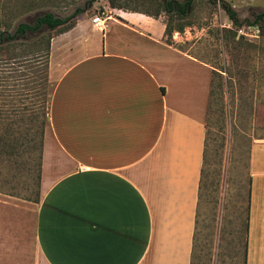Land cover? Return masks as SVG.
<instances>
[{"label":"crops","instance_id":"obj_1","mask_svg":"<svg viewBox=\"0 0 264 264\" xmlns=\"http://www.w3.org/2000/svg\"><path fill=\"white\" fill-rule=\"evenodd\" d=\"M113 11L52 40L40 200L0 195V264H192L216 70L163 17ZM250 174L246 264H264V136Z\"/></svg>","mask_w":264,"mask_h":264},{"label":"rangeland","instance_id":"obj_2","mask_svg":"<svg viewBox=\"0 0 264 264\" xmlns=\"http://www.w3.org/2000/svg\"><path fill=\"white\" fill-rule=\"evenodd\" d=\"M111 1L124 10L157 14L162 3L188 0H0V26H13V33L18 24H32L47 13L65 19L83 8L91 17L103 13L112 17ZM229 9L241 27L235 26ZM262 12L264 0H193L183 18L176 13L160 16L174 31L175 47L209 63L218 73L206 120L208 139L192 264H245L250 151L254 138L264 136V20L256 22ZM179 28L183 32H177ZM243 28L250 34L260 30V38L240 34ZM60 30L29 34L22 39L23 46L8 47L0 56L4 59L0 74L7 77L2 82V100L19 110L10 114L13 121L8 120L14 124L10 131L14 137L25 134L21 120L34 114L25 109L34 110L48 99L50 112L55 89L48 77L50 60L49 56L38 59L36 53ZM8 158L0 163V195L37 203L41 193L38 151Z\"/></svg>","mask_w":264,"mask_h":264},{"label":"trees","instance_id":"obj_3","mask_svg":"<svg viewBox=\"0 0 264 264\" xmlns=\"http://www.w3.org/2000/svg\"><path fill=\"white\" fill-rule=\"evenodd\" d=\"M192 3L193 0H188L184 4H181L180 2L177 1H168L167 3H162L160 5L161 8L157 14H149L148 12L147 13L144 12V14L149 15L151 17L159 18L163 13L168 16H172L174 13H176L179 17L183 18L187 13L188 8L192 6ZM111 5L114 9H122L114 6L112 1H111ZM86 12H88V8L78 9L72 16L65 19L55 17L52 13H47L45 15L37 17L34 23L32 24L29 23L18 24L16 27H14L13 33H11L10 31L13 28V26H8L5 29H3L0 26V56L8 47L17 48L19 46H23L25 42H22V39H25L26 36H28L29 34H41L43 33V31H45V29L56 30V31L58 29H61L60 32H58L57 34V35H61L64 34L65 32L72 30L77 24L78 17ZM228 13L232 18V20L234 21L235 26L241 27L242 24H240L238 18L236 17L235 12L229 9ZM262 20H264V12H262L257 16L256 22L258 23ZM246 23H248L249 26H253L257 24V23L253 24L250 22H246ZM183 30H184L183 28H179L177 32H183ZM173 32L174 31L171 30L170 26L167 25L166 40L167 43L170 45H173V41H172ZM55 36H52L50 39L47 40L48 42L46 47L39 48V50L36 53L37 54L36 56L39 57L38 59H41L43 56L44 57L49 56V60H50L51 41L54 39ZM3 62L4 59L0 58V64ZM217 74L218 73L215 72V75ZM5 78L7 79V77H3L0 74V163L4 161L7 157H9L8 159H12L13 157H16L17 159L20 157V154L22 153H27V152L35 153L38 151L39 168L37 173V180L40 189L41 181H42L43 146H44L46 131L49 126L50 112L48 113V107H47L48 99L45 100L42 106L38 108H34V110H31L30 108L25 109L26 112L34 111V114H31L29 118H23L21 120L23 123L26 124L25 126H23V129L25 130L24 131L25 134H22L21 137H14L15 133H10L14 124L9 123L8 120L13 121L10 118V114H16L18 113L19 110L15 106H13V104L2 100V98L5 96L4 95L5 89L2 90V82ZM212 95H213V86L211 89V98ZM210 104H211V99H210ZM210 104H209V110H210ZM29 123L33 125V128L28 126L30 125ZM3 131H7L6 134L2 133ZM207 139H208V133H207ZM203 174H204V168L202 172L201 183L203 181ZM40 195L41 193L39 192L38 194L39 198L38 200H36V202H39ZM250 198H251V180H250L248 208H247V235L249 233ZM246 263H247V252L245 256V264Z\"/></svg>","mask_w":264,"mask_h":264},{"label":"built area","instance_id":"obj_4","mask_svg":"<svg viewBox=\"0 0 264 264\" xmlns=\"http://www.w3.org/2000/svg\"><path fill=\"white\" fill-rule=\"evenodd\" d=\"M230 1V0H227ZM110 20V16L106 15V13H103V15L101 16H96L93 18V23L94 25L100 30V31H104L107 26H108V21ZM257 34H250L245 28H243L242 30H240V34L248 37V38H260V30L257 29V32H254Z\"/></svg>","mask_w":264,"mask_h":264}]
</instances>
